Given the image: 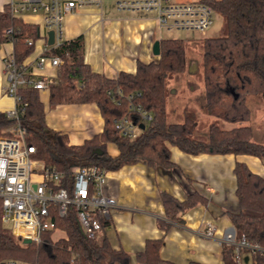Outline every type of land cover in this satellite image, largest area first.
I'll return each mask as SVG.
<instances>
[{
  "label": "trees",
  "instance_id": "obj_1",
  "mask_svg": "<svg viewBox=\"0 0 264 264\" xmlns=\"http://www.w3.org/2000/svg\"><path fill=\"white\" fill-rule=\"evenodd\" d=\"M207 1L222 16L223 24L218 35L201 41L203 90L198 101L203 113L214 117L207 124L203 138L195 137L197 113L188 105L183 106L180 121L168 120L167 82L186 67V47L182 39L160 38L155 60H138L134 72L119 71L116 76L107 77L84 62L81 36L64 40L51 49L62 62L57 70L58 81L49 89L48 105L95 103L104 120L102 130L80 144H69L64 133L47 127L38 90L19 87L20 102L25 103L23 112L18 119L0 112V136L13 135L6 128L18 123L26 142L34 146L33 157L64 173L65 186L75 167L95 165L109 171L142 163L152 168L170 169L173 166L171 145L188 154L233 153L264 158V143L252 138L248 124L225 129L219 122L248 121L251 112L247 97L264 96V0ZM7 28L12 31L8 33ZM37 32L35 25L11 15L8 7L0 12V43L12 39L17 61L33 51ZM27 40L32 43L28 44ZM115 96L119 98L118 103L113 100ZM130 103L139 104L151 115L134 138L121 134L115 127V120L121 117L140 123L139 113L130 109ZM108 143L116 146L117 155L107 152ZM233 174L237 208L225 212L234 228V239L244 237L247 242L256 244V249L238 250L250 252L252 264H264V178L241 162H235ZM160 200L165 218L176 222L182 221L179 213L206 202L197 191L189 192L183 200L162 191ZM54 220L64 231V237L53 241L50 230L41 233L38 243H23L21 237L4 226L0 200V259L33 264H71L72 261L132 264L130 255L122 248H114L105 235L104 228L109 221L101 220L97 235L87 238L77 224L73 208ZM158 224L164 231L170 228L164 221ZM162 242V237L146 239L143 249L135 253L136 264H175L160 256ZM236 252L235 243H223V264H239ZM188 264L199 263L190 261Z\"/></svg>",
  "mask_w": 264,
  "mask_h": 264
},
{
  "label": "crops",
  "instance_id": "obj_2",
  "mask_svg": "<svg viewBox=\"0 0 264 264\" xmlns=\"http://www.w3.org/2000/svg\"><path fill=\"white\" fill-rule=\"evenodd\" d=\"M116 0H101L98 5L76 8L64 15V39L81 36L83 59L90 68L107 77L119 71L134 72L138 60L148 62L157 55L152 52L155 40L164 37L153 15H140L120 11ZM8 0H0V12ZM25 23L38 29L33 51L24 57L29 61L42 47L39 37L44 31L40 12H24L18 15ZM13 53V43H0V112H7L15 105L13 97L4 90L7 76L2 58ZM51 71V70H50ZM44 104L45 123L48 128L64 133L69 144H80L99 133L104 120L95 103L48 105L49 90H38ZM201 93H198V97ZM264 100V96L262 97ZM225 129L234 123L222 121ZM206 131L200 132L203 136ZM253 139L264 143L253 134ZM107 152L117 155L113 143L106 145ZM170 169L148 167L142 163L123 165L117 170H107L105 191L116 199L111 218L104 228L111 245L122 248L136 264L135 253L142 250L146 239L163 238L160 256L175 264H223L222 245L224 236L233 226L226 210H236L235 162L244 163L248 169L264 178V158L250 154H188L176 146H169ZM209 188V189H208ZM166 191L183 200L191 191H197L206 199L178 214L181 222L165 218L160 192ZM159 221L169 223L164 231ZM208 222L215 224L212 235L204 234ZM64 233V231H61ZM248 251H240L239 264H252Z\"/></svg>",
  "mask_w": 264,
  "mask_h": 264
},
{
  "label": "built area",
  "instance_id": "obj_3",
  "mask_svg": "<svg viewBox=\"0 0 264 264\" xmlns=\"http://www.w3.org/2000/svg\"><path fill=\"white\" fill-rule=\"evenodd\" d=\"M101 0H8L7 7L11 15L24 12H40L43 16L44 31L40 52L29 61H17L14 53L2 58L7 76L4 90L15 101L12 109L6 112L9 117L22 114L25 103L20 102L17 93L19 87H32L37 90H49L57 83V70L62 62L60 56L51 53L64 40L63 18L72 10L84 6L98 5ZM120 11H131L140 15H153L162 30L201 32L213 23L217 13L207 0H116ZM53 33L48 43L47 32ZM8 33L12 31L7 28ZM8 41L12 42V39ZM31 44V40H27ZM13 43V42H12ZM51 70V71H50ZM120 95L121 91L118 89ZM132 95V94H131ZM131 95L127 96L129 99ZM113 100L118 103L119 98ZM130 109L139 113L140 123L151 119V115L139 104H129ZM127 117L115 120V127L127 137L134 138L139 132V124ZM11 136H0V200L2 220L11 221V232L23 239L38 243L41 233L59 229L54 217L63 216L73 208L77 224L87 238H94L102 221H109L110 211L116 206V199L105 191L106 170L95 166L75 167L65 186L64 173L55 167L33 157L34 146L29 145L24 131L17 123L6 128ZM209 189V188H208ZM61 230V229H60ZM63 231V230H62ZM215 224L208 222L204 234L210 236ZM235 231L225 234L226 243H235L236 258L240 261L238 248L256 249L244 237L234 239ZM0 264H33L16 259H0ZM71 264H77L73 262Z\"/></svg>",
  "mask_w": 264,
  "mask_h": 264
},
{
  "label": "rangeland",
  "instance_id": "obj_4",
  "mask_svg": "<svg viewBox=\"0 0 264 264\" xmlns=\"http://www.w3.org/2000/svg\"><path fill=\"white\" fill-rule=\"evenodd\" d=\"M223 24L222 16L215 13L213 23L201 32H185L176 30H163L162 34L165 38L182 39L186 47V67L181 74H175L167 82L168 97L167 110L169 121H180L181 110L184 105H188L195 109L197 113V131L195 137L201 138L200 132L206 131L207 124L214 119L213 116L203 113L200 109V101H198V93H202V59H201V41L207 36L218 35ZM247 104L250 108V118L248 121L235 123L248 124L253 134L259 139L264 140V100L262 96L249 95ZM222 123V120H219ZM223 126V125H222ZM198 132V134H197ZM203 138V137H202ZM4 226L11 228V221H3ZM62 230L57 229L51 232L50 237L53 241L60 237H64ZM14 235V234H13ZM31 263L29 261H26Z\"/></svg>",
  "mask_w": 264,
  "mask_h": 264
},
{
  "label": "water",
  "instance_id": "obj_5",
  "mask_svg": "<svg viewBox=\"0 0 264 264\" xmlns=\"http://www.w3.org/2000/svg\"><path fill=\"white\" fill-rule=\"evenodd\" d=\"M47 34H48V43H51L52 42V38H53V33H52L51 30H49L47 32ZM152 52H153L154 55H158V53H159V40H155L153 42ZM139 127L140 128H143L144 127V124L143 123H140L139 124ZM97 151L98 152H101L100 150H97ZM232 231H234V228L232 229ZM22 241H23V243H30L31 242L30 239H23Z\"/></svg>",
  "mask_w": 264,
  "mask_h": 264
}]
</instances>
